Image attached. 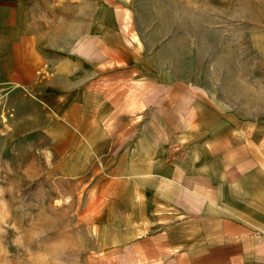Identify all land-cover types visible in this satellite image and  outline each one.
<instances>
[{"label":"crops","instance_id":"obj_1","mask_svg":"<svg viewBox=\"0 0 264 264\" xmlns=\"http://www.w3.org/2000/svg\"><path fill=\"white\" fill-rule=\"evenodd\" d=\"M139 12L138 0H0L13 114L0 168L18 158L20 126L53 143L61 174L91 176L90 264H264V9L183 55L140 30Z\"/></svg>","mask_w":264,"mask_h":264},{"label":"rangeland","instance_id":"obj_2","mask_svg":"<svg viewBox=\"0 0 264 264\" xmlns=\"http://www.w3.org/2000/svg\"><path fill=\"white\" fill-rule=\"evenodd\" d=\"M251 5L264 9V0H138L136 23L148 34L153 30L149 38H171L183 55L187 40L216 42L222 33L225 38L239 35L237 26L255 21ZM198 49L215 53L210 52L214 47ZM9 120L2 134L12 131ZM14 133L18 158L9 160L4 154L0 168V264L92 263L97 256L84 253L90 249V235L81 218L90 199L91 176L61 174L63 160L56 158L45 135L20 126Z\"/></svg>","mask_w":264,"mask_h":264},{"label":"built area","instance_id":"obj_3","mask_svg":"<svg viewBox=\"0 0 264 264\" xmlns=\"http://www.w3.org/2000/svg\"><path fill=\"white\" fill-rule=\"evenodd\" d=\"M10 93L11 89L0 82V121L2 123H5L8 117H13L12 113L6 111Z\"/></svg>","mask_w":264,"mask_h":264}]
</instances>
